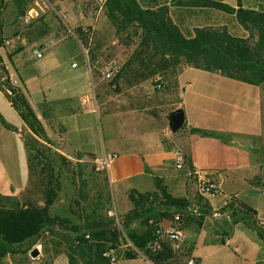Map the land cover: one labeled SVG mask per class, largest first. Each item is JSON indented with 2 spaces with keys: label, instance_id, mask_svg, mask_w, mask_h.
Returning <instances> with one entry per match:
<instances>
[{
  "label": "crops",
  "instance_id": "0c3cea01",
  "mask_svg": "<svg viewBox=\"0 0 264 264\" xmlns=\"http://www.w3.org/2000/svg\"><path fill=\"white\" fill-rule=\"evenodd\" d=\"M137 1L144 8L169 4L172 21L186 37L194 34L195 27L218 25L225 26L234 36H248L235 14L213 7L170 5V0ZM221 1L233 7L240 1L244 8L264 11V0ZM63 8H66L63 14L67 15L66 20L59 13ZM51 10L61 22L45 14L43 21L51 19L49 28L25 35L21 51L8 48L7 52H0L10 82L23 92L42 124L46 143L69 158L90 155L95 162L116 155L105 170L112 206L117 214L127 215L134 209L127 197L129 189L156 192L155 178L172 196L186 198L191 205L201 197L211 212L204 215L199 226L193 222L184 225V220L161 219L159 225L179 231L181 238L171 244L170 253L159 263L144 255L127 258L121 254L118 264H187L189 260L193 264H264V241L243 220L233 222L230 214V202L233 201V206L242 202L254 209L255 218L264 223L258 218V207L250 196L247 193L239 196L253 186H264L261 175L264 168V83L252 84L187 64H180L170 77L162 73L155 78L127 83L121 76H125V61L118 38L111 41L117 50L115 55H107L109 38L100 27L108 28L111 20L104 0L90 8L79 0H64L57 6L51 5ZM79 22L92 25V28L85 27L88 33L84 34L91 50L74 31ZM60 24L66 26L68 33L63 32ZM68 38L72 43L69 53L63 46ZM78 43L85 59L74 61L75 56L82 54ZM34 49L41 52L40 57ZM44 56L51 62L50 72L53 71L47 78L44 74L48 72H43L41 65L30 66L25 60ZM66 58L70 59L69 66L64 64ZM18 62L20 64L16 65ZM107 63L115 65L111 80L102 74ZM192 69L208 72L219 81H226L224 77L230 79L224 82L230 88V96L213 93L216 100L210 98L211 103L201 100L195 107L184 109L178 101L180 90L186 91L181 78L185 71ZM153 79H160V89L153 87ZM178 109L184 112V122L173 130L169 117ZM0 115L10 125L4 126L0 119V194L16 196L30 181L28 149L23 138L24 132L30 130L1 88ZM80 134H101L102 143L92 147L91 142L80 138ZM177 151L186 154L193 172L216 182V193L196 197V186L186 177L190 171L184 174L183 169L176 167ZM133 224L134 221L130 226ZM145 229L146 225L137 227L138 231Z\"/></svg>",
  "mask_w": 264,
  "mask_h": 264
},
{
  "label": "trees",
  "instance_id": "16d2710c",
  "mask_svg": "<svg viewBox=\"0 0 264 264\" xmlns=\"http://www.w3.org/2000/svg\"><path fill=\"white\" fill-rule=\"evenodd\" d=\"M2 1L0 0V14L4 9ZM12 2L17 13L24 14L25 0ZM104 4L118 27L133 26L141 31L140 49L124 64L123 74L127 83H136L170 68L174 70L180 64L218 72L226 77L252 84L264 83V11L244 8L240 1L237 7H233L221 0H170V5L213 7L235 14L239 23L248 31V36L243 38L230 34L222 25L202 26L195 27L194 34L186 37L172 21L169 4L156 8H144L137 0H104ZM2 30L3 23L0 22V41L3 39ZM81 33L84 34L82 30ZM78 38L81 41L80 36ZM135 61L140 70L131 67ZM0 71L4 79L3 83H0V88L34 134L30 137L32 141L38 143L36 138H41V135L45 134L44 129L23 92L10 82L1 56ZM0 119L4 126L10 127L1 115ZM23 138L28 149L31 178L34 170L32 162L38 159L40 152L35 150L36 153H32L34 150L30 147L32 141L26 139L24 135ZM182 155L188 168L192 169L186 154ZM59 156L64 158L61 154ZM104 181L109 188L107 176L104 177ZM155 185L156 192H139L136 189L127 191V197L134 209L127 214L125 220L120 221L121 229L115 225L113 218L110 221L104 220L100 215L99 210L104 204L100 193L87 203L89 211L81 212V215L76 217L72 212L71 218L51 213L50 209L56 197L51 187L43 192L42 204L32 201L25 204L12 202L9 196L0 194V254L12 252L22 244H27L30 248L43 232H50L68 245V264H110L109 259L103 256V252L115 248L120 235H123L122 230L125 232L127 229L126 238L136 250L159 263L170 253L171 244L176 242L164 239L160 250L153 252L149 248L150 242L156 238V229L160 226L158 222L161 219L173 220L176 216V222L184 220V225L193 222L199 226L204 215L211 212L200 197L197 201L199 213L196 215L189 209L191 206L189 200L172 196L158 178H155ZM86 197L81 196L82 199ZM106 197L108 200L106 201L109 202L111 200L109 189ZM230 207L232 221L243 220L264 241V225L255 218V210L242 202H237L239 214H235L233 201L230 202ZM137 217H140V225H146L145 230L129 228L130 223L137 220ZM136 250L131 248L123 255L127 258L136 257L140 255Z\"/></svg>",
  "mask_w": 264,
  "mask_h": 264
},
{
  "label": "rangeland",
  "instance_id": "374dc122",
  "mask_svg": "<svg viewBox=\"0 0 264 264\" xmlns=\"http://www.w3.org/2000/svg\"><path fill=\"white\" fill-rule=\"evenodd\" d=\"M60 1L64 0H25V12L24 14L20 15L17 13V9L12 0H3L2 4L4 5V9L0 14V22L3 23L2 38L10 37L15 34H19L20 36L24 37L25 35L28 36L32 34V32H35L37 29L44 30L46 27L49 28V23L51 19H49L48 22L43 21L45 14L50 15V18H52L53 21L57 20L61 22L60 18L56 16V13L51 10V5L57 6ZM65 1L70 2L75 0ZM80 2L86 4L87 8H90L94 7V5L98 6L100 0H79V3ZM30 8H34L38 12V16L32 18L30 23L25 24L22 22L21 18L27 13ZM65 11L66 8H63L61 12H59L62 16V19L64 18V20H66L67 18V15L63 16V14L66 13ZM110 20L111 23L108 28H106V26L100 27L102 32L105 31L107 33V38H109L107 40L109 44L107 45V55L108 57L115 55L117 50L114 48L113 45H111V41L114 37H116L118 38L120 44V52L123 55V60L127 62V60L131 59L132 56L140 49V30L137 27L133 26L120 28L116 25V23L111 17ZM60 25L65 30H63V32L68 33L66 32V26H64L63 24ZM82 27L92 28V25L85 22H79V24L74 27V31L77 33L78 36H80L82 44L87 49L90 48L91 50V46L87 44V36L81 33ZM101 38L104 39V36ZM69 40L70 38H68L64 44L62 43L63 46L66 47V49L64 50H67L68 53L72 44ZM59 46H61V44H59L58 47ZM78 46L82 54H80V57L75 56L73 58L74 61L85 59L82 46L79 43ZM8 48H12L15 51H21L22 49H24V44H11L6 46L3 44L2 39L0 41V52H7ZM66 59L67 60L64 64L66 66H69L70 59ZM25 60L28 64H30V66L41 65L40 69L43 72H48L44 74V77L46 78L49 77V74L53 72H50L51 62L46 56L42 58H27ZM20 61H23V59L20 58ZM19 64L20 62L16 63V65ZM10 66L13 68L11 63ZM132 66L134 69L140 70V67L137 65L136 61ZM175 70L176 69L172 70V68H170L165 70L163 74H160H162L163 76L167 75V77H170L173 75V71ZM209 74L210 73L205 71L193 69L185 71L182 74L181 84L186 87V91L184 92L180 90V97L178 101L184 107V109H191L195 107V104H198L201 100L209 101V103H211V99L216 100L214 94H224L230 96V88L227 86L226 83H224L229 82L230 79H225L224 77V80L226 81H219L217 79L212 78ZM121 76L122 78H125V76ZM152 77L155 78L156 75ZM3 81V74L0 71V83H3ZM157 82H160V79H153L152 81L153 87L155 89H157L155 87ZM112 131H114V129H112ZM23 135L26 137V139H29L30 141H32V139L30 138L31 135L34 136L31 130L27 131L26 133L24 132ZM105 135L107 137V134H103L104 137ZM41 136V138L36 136L38 143H34L32 141L30 144V147L34 148L32 153H36L35 150H38L40 153L38 159L32 162V165H34V170L30 178L29 184L18 195L9 196L10 200L12 202H19L21 204H25L28 201L42 204L44 197L43 192L46 190V188L51 187L52 190H54V192L56 193L55 200L53 201V204L50 209L51 213L60 217L71 218L72 212L75 213L76 217L81 215V212L85 213L86 211H89V205H87V203L92 198H95L98 193H100L102 195L101 201H104L102 208L99 210L100 215L104 220L110 221L113 217L110 215L109 212L115 210L112 206L113 201L111 195L112 192L110 188V182L108 180L107 185L109 188H107L105 184L106 182L104 181V177L107 176L105 170L106 168L98 169L95 165V162L93 161L94 158L90 155L85 156L83 154H80V160L77 159L78 156H73V158L65 156L64 158L60 157L59 154L56 153L53 148L46 143V134H42ZM80 138L85 139L86 142H91L92 147L99 146L102 143L101 134H80ZM188 170L190 171V173L188 174V176L186 175V177L191 178V180L196 186V197H200L201 193L198 191L197 188V176L193 177V169L183 168L182 172L185 174ZM248 171L250 172L251 170ZM261 175L263 177L264 182V168L261 170ZM40 180H42V183H40ZM237 184L240 185L239 182ZM263 188L264 186H253L247 191H243L242 194H240L239 196L243 197V195L247 193V195L250 196L251 201L253 203H256L258 207V218L264 220V192L262 193ZM108 189L110 191L111 199L109 200V202H107L108 200L106 197ZM82 195H86L87 197L85 199H82ZM193 205L198 204L196 203ZM233 207L236 210L235 214H239L237 205ZM230 214H232V210ZM126 216L127 215L125 214L122 215L121 213H118L120 221L125 220ZM139 220L140 217H137V220L134 221L135 224H133V226H129V228L137 230V227L140 225ZM175 220L176 216L174 217L173 221ZM262 224L264 225V223ZM122 234L124 236L120 235L119 241L115 244L114 248L118 256H120L121 254L123 255L125 252L131 250V246L128 245V242L126 240V235L128 234L127 229ZM33 247H37L39 250L38 255L35 257H32L30 255V251ZM0 264H68V245L62 240L58 239V236L56 237L50 232H43L40 237H38V239L36 240L35 245L30 246V248L27 244H22L19 245V248L15 249L12 252L0 254Z\"/></svg>",
  "mask_w": 264,
  "mask_h": 264
},
{
  "label": "built area",
  "instance_id": "2783aa9c",
  "mask_svg": "<svg viewBox=\"0 0 264 264\" xmlns=\"http://www.w3.org/2000/svg\"><path fill=\"white\" fill-rule=\"evenodd\" d=\"M38 16V12L34 9V8H30L27 13L22 16V22L25 24L30 23L32 18H35ZM82 32L84 34L88 33V28H82ZM3 44L8 46L11 44H23V37L20 36L19 34H15L12 35L10 37H6L3 38ZM33 52L36 54L37 57L41 56V52L38 51L37 49H34ZM76 63H72V66H75ZM114 70H115V65L114 63H107L103 69H102V74L104 75L105 78L107 79H112L113 75H114ZM157 89H160L162 87V83L161 82H157L156 86ZM116 155H109L104 157L101 160H96L95 161V165L98 169H105L109 166L111 160L115 157ZM175 163H176V167L179 169H187L188 166L185 162V159L182 155V153L180 151H177L175 153ZM191 168L192 165L190 164ZM189 172V171H188ZM197 176V177H196ZM193 177L197 178V188L198 191L201 194H213L217 192V184L214 180L209 179V178H205L202 175H198L197 173L193 172ZM264 192V190H263ZM198 205H193L190 206L189 209L193 212L198 214ZM110 215L113 217L114 221H115V225L121 229V225H120V220L118 217V214L116 211H110L109 212ZM217 215V213H214ZM122 233L123 230H122ZM86 237H88V235H86ZM181 235L179 233V231L169 228V227H163V226H159L156 229V238L153 239L150 244H149V248L151 249V251L155 252L161 249L162 246V241H164V239H170L172 241H178L180 240ZM128 245L131 246L132 249L136 250V248L131 244V242L126 238ZM137 251V250H136ZM140 255H142L139 251H137ZM103 256L107 257L109 259L110 264H118V255L115 252L114 248H110L107 249L103 252ZM187 264H193L192 260H189L187 262Z\"/></svg>",
  "mask_w": 264,
  "mask_h": 264
},
{
  "label": "water",
  "instance_id": "95a60500",
  "mask_svg": "<svg viewBox=\"0 0 264 264\" xmlns=\"http://www.w3.org/2000/svg\"><path fill=\"white\" fill-rule=\"evenodd\" d=\"M183 122H184V112L182 109H178L170 114L169 123L173 130H177L178 128H180ZM38 253L39 250L37 247H33L32 250L30 251V255L32 257L37 256Z\"/></svg>",
  "mask_w": 264,
  "mask_h": 264
}]
</instances>
